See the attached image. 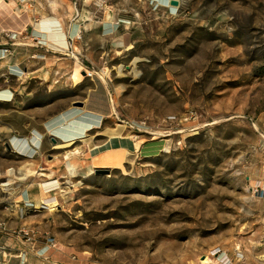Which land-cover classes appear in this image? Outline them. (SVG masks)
<instances>
[{"label":"rangeland","instance_id":"obj_1","mask_svg":"<svg viewBox=\"0 0 264 264\" xmlns=\"http://www.w3.org/2000/svg\"><path fill=\"white\" fill-rule=\"evenodd\" d=\"M170 1L51 0L0 45V264H264V0Z\"/></svg>","mask_w":264,"mask_h":264},{"label":"crops","instance_id":"obj_2","mask_svg":"<svg viewBox=\"0 0 264 264\" xmlns=\"http://www.w3.org/2000/svg\"><path fill=\"white\" fill-rule=\"evenodd\" d=\"M42 1H43V3H42ZM44 1H45V7L43 5ZM58 6L61 9L63 8V11H66V7L69 8L68 4H66V1H65V3H63V5H58ZM45 8L47 10H51L52 8H55L54 13H56L60 10L57 7V5H56V7H53L51 0H0V13L5 14L4 16H0V45L13 43L14 48H12V50H13V52H15V48L18 49V47H16L17 42L13 41L14 39L11 38V36L16 34L19 37L18 33L23 35L24 32H26V30L30 29L32 26V22H29L28 24H26V22H23V18L25 17V15H29L31 18H32V16L36 17V15L38 13L45 11L46 10ZM61 14H60V16H61ZM66 17L67 16L65 15V18ZM53 19H55L56 21ZM50 20L55 21V23H53V21H50ZM61 20L63 22L65 21L64 18L59 17V15H57V16L55 15V16H51V17L45 16L37 23L38 32H40V34H42V37L47 40V42H48L47 44L51 48L56 49V50H57V48H59V47L55 46L56 45L55 36L57 34V31L60 30L61 32L65 33ZM106 24L108 26L110 23H106ZM113 24L114 23L112 22L111 25H113ZM19 29H21V31H19ZM65 37H66V34H65ZM50 40H53V41H50ZM52 43H53V45H52ZM20 52H21L20 53L21 56L19 58L22 59V62L26 61L29 57L26 54H23L22 51H20ZM0 55H2L1 48H0ZM11 58L12 57H9V59H11ZM0 94H2L3 98H10L12 95V92H10L8 90H3V91H0ZM72 121H74V120L65 121V123H63V124H66V123H69ZM82 122H83V124L88 123L87 121H82ZM94 122L95 121H93L91 123L94 124ZM93 127L96 128L97 126L94 125ZM75 138L80 139V137H75ZM62 142H64V141H62ZM50 183H57V181L50 182ZM50 183L45 184V188H46V185H48ZM13 245H15L14 239L10 236V234L7 232V229L5 227L0 226V248H5L8 250H11ZM19 250H21V249H19ZM49 250L50 249H48L47 247H44L43 249H40L39 251H37L36 256L40 257V256L47 254V253H49V255L52 256V252L50 253L51 250L50 251ZM21 251H23V250H21ZM47 258H48V256H47Z\"/></svg>","mask_w":264,"mask_h":264},{"label":"bare ground","instance_id":"obj_3","mask_svg":"<svg viewBox=\"0 0 264 264\" xmlns=\"http://www.w3.org/2000/svg\"><path fill=\"white\" fill-rule=\"evenodd\" d=\"M53 20H55V19H53ZM53 20H50V21H53ZM44 21V20H43ZM56 21V20H55ZM55 21H53V23H55ZM61 25V24H60ZM40 26V25H39ZM42 31V30H41ZM60 31V30H59ZM59 31H57V34H56V36H55V41H56V47H59V48H63V49H67L68 48V41H67V39H66V37H65V33H63V32H59ZM55 32V31H54ZM50 33V32H49ZM50 41H53V40H50ZM52 45H53V43H52ZM58 49V48H57ZM77 70V69H76ZM79 71H80V69H79ZM75 72L74 73V83L76 84V85H78L79 83H81L82 82V80H83V75L80 73V72ZM88 75H92V72H90V71H88ZM0 99H6V98H3V96H2V94H0ZM88 117V116H87ZM94 121V120H93ZM78 122V121H77ZM80 123H78V124H75V123H73V125L71 124L70 126H69V123H66V124H63L62 126L63 127H68L69 126V129H68V134L66 135V137H72V136H76V135H80V134H82L83 132H86V134L82 137V138H86V136H87V132H89V131H91V130H93L94 129V124L93 123H91V122H88L87 124H83V122L82 121H79ZM75 125V126H74ZM90 137V136H89ZM81 138V139H82ZM119 138V137H116V136H112V140L108 143V145H106V146H108V148H111L112 146H116L117 144H118V140L117 139ZM87 139V138H86ZM35 140H36V138H35ZM37 141V140H36ZM28 149H29V146L28 145H21V144H19L18 146H17V150L19 151V154H22V155H28V154H25V153H23V152H25V151H28ZM32 149V148H31ZM99 150H101L100 148H99ZM98 151V150H97ZM29 152V151H28ZM94 154H95V152H96V150H94V151H92ZM130 152H128V151H126L124 148H122V147H120L116 152H115V154H110V163L111 164H117L118 162L120 163H124L125 161L127 162V160H128V156L130 157ZM132 156V155H131ZM131 158H133V157H131ZM98 161V158L94 161V162H97ZM131 161V160H130ZM71 172L73 173V171L71 170ZM55 185V183H50V184H48V185H46V189H50L52 186H54ZM63 191V190H62ZM51 210V209H50ZM202 260V262L203 263H207V262H209V260H210V257L209 256H206V257H204V258H202L201 259Z\"/></svg>","mask_w":264,"mask_h":264},{"label":"built area","instance_id":"obj_4","mask_svg":"<svg viewBox=\"0 0 264 264\" xmlns=\"http://www.w3.org/2000/svg\"><path fill=\"white\" fill-rule=\"evenodd\" d=\"M16 37V34L12 35L11 38H15ZM11 49L10 48H1V51H2V55H5L7 53H10ZM86 72V71H85ZM86 74H88V72H86ZM1 226V224H0ZM27 236L31 237V235H29L28 233H26ZM49 240V239H48ZM49 242L51 244H53V241L52 240H49ZM48 249L50 248V246H46ZM214 256L216 255L217 258L223 262H225L226 264H232V261L227 257V255H225L224 253H222V250L220 248L216 249L214 251V253H212Z\"/></svg>","mask_w":264,"mask_h":264},{"label":"water","instance_id":"obj_5","mask_svg":"<svg viewBox=\"0 0 264 264\" xmlns=\"http://www.w3.org/2000/svg\"><path fill=\"white\" fill-rule=\"evenodd\" d=\"M170 4L172 6H178L179 3H178L177 0H171ZM83 73L86 74L85 71ZM76 106L82 107L83 103L78 102V103H76ZM110 172H111L110 170H102V169H98V170L95 171L96 174H109Z\"/></svg>","mask_w":264,"mask_h":264}]
</instances>
